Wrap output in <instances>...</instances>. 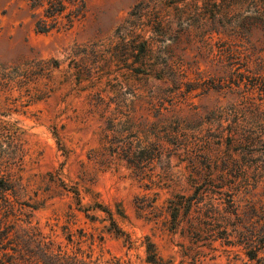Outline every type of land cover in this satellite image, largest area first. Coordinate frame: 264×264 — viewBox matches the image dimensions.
Wrapping results in <instances>:
<instances>
[{"label":"rangeland","instance_id":"1","mask_svg":"<svg viewBox=\"0 0 264 264\" xmlns=\"http://www.w3.org/2000/svg\"><path fill=\"white\" fill-rule=\"evenodd\" d=\"M83 1L72 27L40 33L26 0H0V178L14 189L0 230L7 221L29 248L52 239L71 252L65 231L76 239L82 229V249L132 264H149L145 236L168 264H264V251L257 262L242 244L195 240L185 221L171 227L169 200L190 194L195 176L183 142L214 132L209 112L231 100L209 88L238 67L217 57L239 38L220 0ZM62 182L82 205L110 209L131 244L107 230L103 211H79Z\"/></svg>","mask_w":264,"mask_h":264},{"label":"trees","instance_id":"2","mask_svg":"<svg viewBox=\"0 0 264 264\" xmlns=\"http://www.w3.org/2000/svg\"><path fill=\"white\" fill-rule=\"evenodd\" d=\"M26 1L33 10L35 30L40 33L70 28L84 17L86 10L83 0ZM218 13L231 26L230 34L239 38L223 41L217 57L238 67L229 79L214 80L209 88L226 89L231 100L209 112V123L217 121L214 132L204 139L183 142L195 151L188 160L195 176L190 177V194H176L169 200L171 227L178 228L185 221L186 229L181 227L180 231H187L193 239L220 238L227 244H242L247 256L259 262L264 251V0H220ZM253 32L257 34L254 41L250 38ZM143 44L145 51L151 49L147 42ZM4 69L0 68L2 81L7 76ZM61 185L71 191L78 210L86 217L95 218L89 209L103 211L110 221L107 230L124 235L125 242L131 244L129 234L118 226L110 209L100 202L84 206L76 186L66 188L64 182ZM8 191L14 194L9 178H0V211L7 209L4 220L8 209L13 208ZM4 224L0 230V264H132L130 260L94 256L91 250L82 249L87 239L82 229L76 239L71 230L65 231L67 242L76 246L75 251L68 252L52 239L44 244L37 240L35 247L29 248L11 236L13 224ZM91 239L94 241L92 235ZM144 239V261L168 264L156 244L148 236Z\"/></svg>","mask_w":264,"mask_h":264}]
</instances>
